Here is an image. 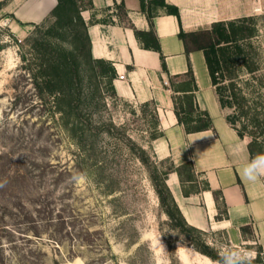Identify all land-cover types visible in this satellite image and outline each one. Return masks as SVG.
Segmentation results:
<instances>
[{
  "label": "rangeland",
  "instance_id": "374dc122",
  "mask_svg": "<svg viewBox=\"0 0 264 264\" xmlns=\"http://www.w3.org/2000/svg\"><path fill=\"white\" fill-rule=\"evenodd\" d=\"M244 25L251 36L240 41L243 54L221 80L233 82L246 100L225 109L262 155L264 14ZM26 37L0 20V264H215L165 213L157 189L175 166L150 147L158 131L154 105L83 76L81 115L91 127L78 140L53 102H25L36 91L22 59L32 57ZM185 175L184 182L193 180ZM205 231L216 252L262 249L264 261L262 240L251 230L239 243L226 232ZM88 232L91 243L83 241Z\"/></svg>",
  "mask_w": 264,
  "mask_h": 264
},
{
  "label": "crops",
  "instance_id": "0c3cea01",
  "mask_svg": "<svg viewBox=\"0 0 264 264\" xmlns=\"http://www.w3.org/2000/svg\"><path fill=\"white\" fill-rule=\"evenodd\" d=\"M81 14L87 23L91 52L115 67L113 84L119 96L151 103L158 113L161 134L150 141L159 160L175 167L192 163L194 179L182 181L176 170L167 184L186 221L202 230L226 232L230 241L244 242L248 226L264 248V178H244L242 168L252 159L249 140L228 122L201 49H187L179 36L207 29L213 23L264 14V0H90ZM173 5L178 14L162 3ZM0 20L20 38L43 21L57 0H0ZM156 33L161 51L145 48L136 30ZM164 57L165 68L163 66ZM120 74L124 78H120ZM186 95L207 111L212 124L188 131L178 121L176 96ZM187 183L195 184L188 189ZM186 190H189L186 193ZM216 195L218 198H216ZM220 206L226 213L220 214Z\"/></svg>",
  "mask_w": 264,
  "mask_h": 264
},
{
  "label": "trees",
  "instance_id": "16d2710c",
  "mask_svg": "<svg viewBox=\"0 0 264 264\" xmlns=\"http://www.w3.org/2000/svg\"><path fill=\"white\" fill-rule=\"evenodd\" d=\"M162 3L168 8V11L178 14L175 6ZM2 2H0V7ZM90 0H57V4L51 10L50 14L40 23L34 25L32 32L26 37V41L31 48V58L22 59L27 61L29 77L35 84L36 91L33 97H27L25 102L32 105L45 106L51 102L54 103V112H59L66 122L69 132L76 138H83L86 130L91 127V121H85L81 115L80 103L83 96L82 80L83 76H93L103 78L115 90L113 79L116 76L115 67L106 59L96 58L91 52V41L88 34L87 23L84 20L81 10L85 6H90ZM252 16H245L230 21H219L212 24L210 28L196 31L185 32L181 30L179 36L184 40L187 49H201L205 53L206 62L211 75L212 83L216 88L220 105L223 108L232 106L234 102L246 100L240 91H236V86L232 82L226 85L221 79L229 68L239 61L243 54L241 40L251 35H244L248 28L244 22L251 19ZM136 35L141 40L145 48L161 51L159 39L154 32L153 27L148 31L136 30ZM163 66L165 68L164 57ZM244 64L247 65L246 61ZM85 78V77H84ZM232 76L230 79L232 81ZM17 88V87H15ZM18 93L17 99H21ZM24 102V100H23ZM186 105L184 106L179 96L175 100V112L178 121L183 123L188 131H196L211 126L212 121L207 111L197 109L194 106L193 96L186 95ZM147 105L149 103H143ZM153 123L155 129L158 126V113L155 107ZM188 112L196 113L186 116ZM228 122L237 130L238 134L244 137V133L239 129L232 116L227 113ZM80 134V135H79ZM161 134L156 131L152 138ZM80 138V140H81ZM81 142V141H80ZM249 150L252 158L261 153L256 151L253 141H249ZM145 152L144 149H142ZM192 163L186 162L180 166L174 167L181 180L184 181V175L187 179H194ZM158 193L165 213L168 215L171 225L179 228L187 236L189 245L196 250L206 254L215 261H220L221 257L210 245L205 237V230L189 224L183 216L174 196L165 180L161 182ZM189 190H186V193ZM216 198L218 196L216 195ZM226 213V209L220 206V214ZM243 230H250V227L244 226ZM91 232H88L83 238L86 243H91ZM57 240V239H55ZM171 246L170 242L167 241ZM262 249L258 251L253 264H264L261 256Z\"/></svg>",
  "mask_w": 264,
  "mask_h": 264
},
{
  "label": "clouds",
  "instance_id": "9594fccd",
  "mask_svg": "<svg viewBox=\"0 0 264 264\" xmlns=\"http://www.w3.org/2000/svg\"><path fill=\"white\" fill-rule=\"evenodd\" d=\"M242 174L250 182H256L261 176H264V154L257 155L245 163ZM219 255L221 259L215 264H253L257 257L254 250L226 246L221 247Z\"/></svg>",
  "mask_w": 264,
  "mask_h": 264
},
{
  "label": "built area",
  "instance_id": "2783aa9c",
  "mask_svg": "<svg viewBox=\"0 0 264 264\" xmlns=\"http://www.w3.org/2000/svg\"><path fill=\"white\" fill-rule=\"evenodd\" d=\"M120 78H124V75L123 74H120Z\"/></svg>",
  "mask_w": 264,
  "mask_h": 264
}]
</instances>
